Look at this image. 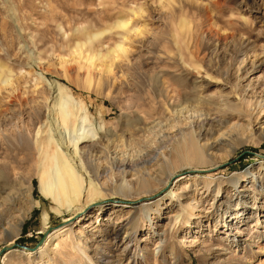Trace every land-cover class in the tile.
I'll return each mask as SVG.
<instances>
[{
	"label": "rangeland",
	"instance_id": "374dc122",
	"mask_svg": "<svg viewBox=\"0 0 264 264\" xmlns=\"http://www.w3.org/2000/svg\"><path fill=\"white\" fill-rule=\"evenodd\" d=\"M122 21L130 32L117 28ZM117 44L129 53L116 62L115 75L73 56L78 48L112 56ZM0 74L14 83L0 90V198L15 192L14 220L28 212L15 247L8 251L0 242V264L6 255L12 258L4 264H86L79 245L99 261L105 238L114 242V227L135 219L131 243L119 238L110 251L119 264H264V133L233 136L223 160L163 175L148 192L109 190L106 201L83 210L61 206L39 189L55 147L46 145L59 135L70 147L83 133L104 145L113 140V147L121 137L128 146L127 130L138 126L146 129L134 145L143 149L153 109L195 106L200 95L212 118L253 120L257 98L264 97V0H0ZM58 100L68 102L77 122L55 132ZM134 174L156 176L159 167ZM206 178L221 184L218 198ZM179 192L190 198L184 204L200 205L195 217L180 206ZM56 233L60 238L48 245Z\"/></svg>",
	"mask_w": 264,
	"mask_h": 264
},
{
	"label": "bare ground",
	"instance_id": "6f19581e",
	"mask_svg": "<svg viewBox=\"0 0 264 264\" xmlns=\"http://www.w3.org/2000/svg\"><path fill=\"white\" fill-rule=\"evenodd\" d=\"M129 25V22L122 21L118 23L117 28L130 32L131 27ZM128 53L129 49L125 45L117 44L112 49V56L98 55L92 52L86 54L83 48H78L73 56L85 60L86 66L93 67L95 70L99 69L98 71L107 75H115L117 63L123 62L125 58L123 55ZM2 84H5L6 87L14 88L12 80L8 76L0 74V90ZM170 93L174 95L177 92L176 90H170ZM16 97L21 98L20 94ZM49 99L50 97L46 101L49 102ZM59 100L55 102V107L58 111H56V114H52L51 119L52 125H56V128H54L55 132L61 125L62 127L70 128L75 126L77 122L76 114L71 112L72 110H68L71 107L68 102H60ZM205 102L204 96L200 95L197 102H195V106L178 104L171 109L166 106L165 112L161 114H159V111L155 113L157 109H153L152 113L155 117L151 116L153 121L150 127L147 128L150 138L144 142L145 147L143 149L134 145L137 141L135 135L146 129L143 127L137 126L133 130H127V135L130 139L128 146L120 144L123 141L120 137L119 144L114 147L112 146L113 140H109V143L104 145L98 141L94 142L92 140L94 136H90L88 133L78 135L77 141L70 147L71 145L65 142L58 132L59 139L46 145L48 149H52L53 145L55 147L53 153L49 154L47 152L48 154L45 158L47 169L41 175L39 184L41 193L49 197L50 200L57 199L61 206L70 207L71 209L81 204L80 206L83 210L99 202L106 201L104 193L109 190L115 189L123 195L131 191L148 192L156 184L163 182L161 178L163 175L171 178L177 174L178 169L182 170L183 167L223 160L225 157L222 159L220 152L233 136L238 141L244 137L248 139L252 136H261L264 133V110H262L264 109V97L257 98L256 109L252 115V119H254L241 123L239 121L230 123V120L210 117L204 111L203 105ZM167 111L168 113L170 112V116L166 115ZM156 114L159 115L156 116ZM85 119L87 120V117ZM220 124H230V127L228 130L220 132V130H217ZM262 138L264 139V137ZM89 142L91 143L87 145ZM237 146H240L238 142L230 145L229 148L232 150L230 155L237 150ZM60 147L66 148L67 151L63 152ZM145 166L150 168L159 167V175L136 177L134 173L145 168ZM250 178L254 183L260 182V178L256 174H252ZM204 182L207 190H212L218 198L222 191L221 184L217 183L213 178H206ZM175 195L180 199V206H184V210L189 217H195L200 205L198 203L184 204L181 199L183 198L185 199L184 201L188 202L190 198L186 194H181V192ZM28 198L29 202L32 203L30 190H28ZM16 199L14 191L4 192L0 198V235L2 237L0 242L4 241L10 245L6 247L9 249L8 251L15 247L14 244L23 232L28 218V212L24 217H18L15 220V217L9 214L13 213ZM71 209L68 210L73 211ZM158 210L159 204L157 203L151 211L157 212ZM239 210L242 209L239 207L237 211ZM9 218L10 220H8ZM71 219L73 217L69 220ZM11 220L15 222L11 223ZM136 221V219L132 221L134 223L130 227L128 226L129 224L118 226V228L114 227V242L107 237L105 238L104 241L107 242L106 252L99 261H95L88 256L86 251L79 245L86 264H103L104 260L106 264H119L117 257L110 251L115 248L119 238H122L126 245L131 243L132 233L136 229ZM123 233L124 236H122ZM56 238H60V235L58 236L57 233L52 234L48 245L55 243L54 239ZM29 255L31 257L35 256L37 252H30ZM11 258V256L6 255L1 264L11 260Z\"/></svg>",
	"mask_w": 264,
	"mask_h": 264
}]
</instances>
